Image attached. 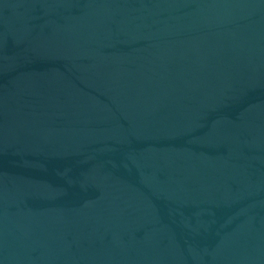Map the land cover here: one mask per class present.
Listing matches in <instances>:
<instances>
[{
	"label": "water",
	"instance_id": "95a60500",
	"mask_svg": "<svg viewBox=\"0 0 264 264\" xmlns=\"http://www.w3.org/2000/svg\"><path fill=\"white\" fill-rule=\"evenodd\" d=\"M0 264H264V0H0Z\"/></svg>",
	"mask_w": 264,
	"mask_h": 264
}]
</instances>
